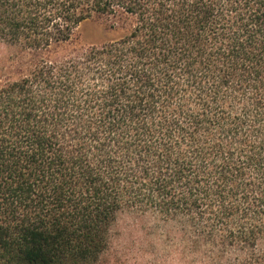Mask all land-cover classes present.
Masks as SVG:
<instances>
[{
  "label": "trees",
  "instance_id": "1",
  "mask_svg": "<svg viewBox=\"0 0 264 264\" xmlns=\"http://www.w3.org/2000/svg\"><path fill=\"white\" fill-rule=\"evenodd\" d=\"M0 44V264H95L127 212L264 264V0H0Z\"/></svg>",
  "mask_w": 264,
  "mask_h": 264
},
{
  "label": "rangeland",
  "instance_id": "2",
  "mask_svg": "<svg viewBox=\"0 0 264 264\" xmlns=\"http://www.w3.org/2000/svg\"><path fill=\"white\" fill-rule=\"evenodd\" d=\"M111 24L104 17L87 19L75 29L73 43L87 45L118 36ZM7 56L8 50L0 44V60ZM9 65L7 71L15 62ZM161 228L152 217L121 214L111 230L108 249L95 264H194L190 253H183L178 243L162 236Z\"/></svg>",
  "mask_w": 264,
  "mask_h": 264
}]
</instances>
